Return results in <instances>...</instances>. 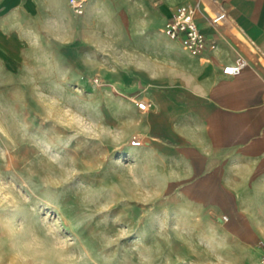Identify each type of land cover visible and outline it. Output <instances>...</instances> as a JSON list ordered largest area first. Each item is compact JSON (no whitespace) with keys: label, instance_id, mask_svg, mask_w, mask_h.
Returning a JSON list of instances; mask_svg holds the SVG:
<instances>
[{"label":"rangeland","instance_id":"1","mask_svg":"<svg viewBox=\"0 0 264 264\" xmlns=\"http://www.w3.org/2000/svg\"><path fill=\"white\" fill-rule=\"evenodd\" d=\"M45 1L44 22L11 46L14 65L0 56V264H259L132 144L141 95L117 82L132 65L124 44L141 38L131 24L97 22L86 37L69 0L55 21Z\"/></svg>","mask_w":264,"mask_h":264},{"label":"crops","instance_id":"2","mask_svg":"<svg viewBox=\"0 0 264 264\" xmlns=\"http://www.w3.org/2000/svg\"><path fill=\"white\" fill-rule=\"evenodd\" d=\"M48 1L55 21L60 9L56 0ZM194 1L87 0L74 20L84 22L90 32L86 37H92L95 23L114 20H127L141 37L124 44L132 65H119L117 80L129 96L140 94L153 102L148 111L134 105L135 134L154 155L165 189L184 204L217 214L230 248L241 254L256 248L259 263L264 242V0H198V24L216 39L215 47L200 56L161 30L178 4ZM45 2L0 0V56L9 66L15 63L11 46L22 45L23 33L44 22ZM66 10H73L69 3ZM71 50L70 59L81 72V56ZM239 59L246 62L242 72L225 74L224 67ZM104 114L110 118L107 107Z\"/></svg>","mask_w":264,"mask_h":264},{"label":"built area","instance_id":"3","mask_svg":"<svg viewBox=\"0 0 264 264\" xmlns=\"http://www.w3.org/2000/svg\"><path fill=\"white\" fill-rule=\"evenodd\" d=\"M86 2L87 0H69L73 11L79 15L84 13ZM201 8V2L198 0L180 3L161 28L171 39L180 42L188 52L196 56L202 55L206 48H214L216 45V39L209 37L198 24L196 18ZM245 65V60L239 59L224 67L223 71L225 74L236 75L242 72ZM134 101L142 111H148L153 106V102L145 97H137ZM132 144L140 146L142 140L136 137ZM223 219H228V216L223 215ZM260 249L259 263L264 264V242L260 243Z\"/></svg>","mask_w":264,"mask_h":264}]
</instances>
